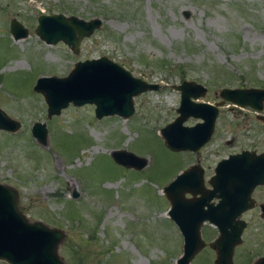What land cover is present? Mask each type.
Returning <instances> with one entry per match:
<instances>
[{"label":"rangeland","instance_id":"rangeland-1","mask_svg":"<svg viewBox=\"0 0 264 264\" xmlns=\"http://www.w3.org/2000/svg\"><path fill=\"white\" fill-rule=\"evenodd\" d=\"M51 12L99 16L101 25L73 53L34 33L36 15ZM10 17L27 27L24 37L11 38ZM99 55L157 82V89L134 96L125 118H96L91 103H68L46 117L42 95L32 90L35 77L64 75L75 60ZM181 79L203 84L198 99L211 103L222 86H264V0H0V108L20 123L0 130V182L17 189L29 219L63 230L59 253L67 264L84 254L85 264H173L181 235L165 215L162 186L196 161L211 173L217 159L241 147L264 149V121L230 103L218 107L203 146L167 149L158 130L176 115L172 84ZM34 120L45 123V144L30 134ZM116 148L145 157V165L116 164L109 156ZM200 233L208 242L215 230L205 224ZM256 256L232 259L250 264ZM213 258L205 244L188 264Z\"/></svg>","mask_w":264,"mask_h":264},{"label":"water","instance_id":"water-1","mask_svg":"<svg viewBox=\"0 0 264 264\" xmlns=\"http://www.w3.org/2000/svg\"><path fill=\"white\" fill-rule=\"evenodd\" d=\"M100 25L99 16L85 19L75 14L51 12L37 14L33 30L43 42L61 41L77 53L81 38L89 36ZM8 31L15 40L27 34V27L10 17ZM157 86V82L134 76L119 63L99 55L75 60L64 75H37L32 90L42 95L46 117L57 115L68 103H91L96 118L112 114L125 118L133 112V97ZM172 87L179 93L176 115L158 130L164 146L171 151L195 150L204 144L213 131L218 107L224 103L259 111L264 101V86H222L218 90L219 100L213 103L198 99L206 91L200 82L181 79ZM188 116L198 121L185 125L183 120ZM19 124L0 108V130L12 132ZM29 131L37 142L46 143L43 121H32ZM109 156L116 164L133 169L142 168L146 162L145 157L122 148L111 149ZM209 182L210 188H202L201 167L193 163L178 171L161 188L168 200L165 215L181 235L180 254L173 264H188L205 244L214 250L212 264H234L233 247L240 240L243 226L235 216L249 203L233 205L230 198L247 199L251 188L264 182V151L241 150L221 157ZM184 192L199 194L186 198ZM216 192L221 199L213 205L207 200ZM76 195V191L71 193L72 197ZM204 220L218 229V235L208 242L200 236ZM63 234L60 228L29 219L19 203L17 189L0 182V260L6 264H67L59 253ZM251 264H264V254L256 256Z\"/></svg>","mask_w":264,"mask_h":264},{"label":"flooded vegetation","instance_id":"flooded-vegetation-1","mask_svg":"<svg viewBox=\"0 0 264 264\" xmlns=\"http://www.w3.org/2000/svg\"><path fill=\"white\" fill-rule=\"evenodd\" d=\"M234 106H237V105H234ZM237 107L239 109H247L248 111L249 110L252 111V113H253L252 116L254 117V119H256L260 122L264 121V114L259 113L261 110L264 111V109H263L264 108V101H263V106H262L261 110H259V111H255L249 107H239V106H237ZM215 119H216V117H215ZM186 120H191V123H189V124L184 123V124L190 125V124L197 122L198 118L188 116V117H186ZM204 144H202L201 146H203ZM195 150H197V149H195ZM195 150H186V151L191 152V151H195ZM241 150L254 151L255 153H260V152L264 151V149H256L254 146H252V147H245L244 146V147H241V148H239L233 152H230V153H238ZM219 159H217L215 161V163L213 164L211 173H205L203 166H201L198 163V161L194 162V163H197L201 167L202 188H204V189L210 188L211 185L209 182V178L213 174L214 166ZM198 194L199 193L192 195L188 192H184L183 196L188 198V197L198 196ZM220 199H221V196L218 195V193L216 192L207 201L209 203H212L213 205H215L216 203H218V201H220ZM230 201H231V204H233V205H241L242 203L245 205V203H247V204L249 203V206L245 207L243 210L240 211V213L237 216H235L236 220H238L239 222L240 221L243 222V226H242L241 231H240V240L233 247L232 255H257V256L263 255L264 254V182L255 184L251 188V190L249 192V196L247 197V199L246 198L242 199V198H237V197H233V198L231 197ZM204 206H205V204H204ZM205 224L214 228L215 234H214L213 238H215L218 235L217 226L215 224L209 223L207 220H204L200 225V231H201L202 226H204ZM200 236H201V233H200ZM247 236H249L251 239L249 244H247L245 241ZM243 243H245V247H243V249H241L240 245H242ZM251 262H250V264H251Z\"/></svg>","mask_w":264,"mask_h":264},{"label":"trees","instance_id":"trees-1","mask_svg":"<svg viewBox=\"0 0 264 264\" xmlns=\"http://www.w3.org/2000/svg\"><path fill=\"white\" fill-rule=\"evenodd\" d=\"M238 86H241V85H238ZM84 254V253H83ZM70 255H68V257H69ZM68 257H67V260H68ZM75 257V259H77L76 261H77V264H85V263H87V255L86 254H84V255H75L74 256ZM70 258V257H69ZM71 259V258H70ZM69 259V260H70Z\"/></svg>","mask_w":264,"mask_h":264}]
</instances>
